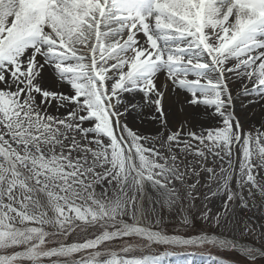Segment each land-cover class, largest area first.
<instances>
[{
	"label": "snow or ice",
	"instance_id": "snow-or-ice-1",
	"mask_svg": "<svg viewBox=\"0 0 264 264\" xmlns=\"http://www.w3.org/2000/svg\"><path fill=\"white\" fill-rule=\"evenodd\" d=\"M234 89L264 112V0H0V264H162L203 246L264 260V245L162 227L167 212L235 229L247 210L264 239V124L244 130Z\"/></svg>",
	"mask_w": 264,
	"mask_h": 264
},
{
	"label": "rangeland",
	"instance_id": "rangeland-1",
	"mask_svg": "<svg viewBox=\"0 0 264 264\" xmlns=\"http://www.w3.org/2000/svg\"><path fill=\"white\" fill-rule=\"evenodd\" d=\"M236 91L237 89H234V97H233V109L236 110L237 112L240 111L241 114L243 115V118H241V123L244 125V130L247 132L249 130H254L256 128H259L261 124H264V112L261 110L260 105H255L252 107L250 110H246L241 107V104L244 103L242 97L236 96ZM246 103V101H245ZM258 108H257V107ZM177 110H179V107L177 106ZM195 119V118H194ZM196 121H200L198 119H195ZM219 118L207 120V123H204V126H214L218 123ZM202 122V121H201ZM197 130H199L200 125L198 124ZM203 201H197V206L202 208L203 207ZM220 202L217 201L216 205L209 204L208 206L213 209V212L217 210L219 207ZM165 217H166V222L162 227L165 228V230L169 234H176L177 232L183 234V233H188L192 236H195L197 234H211V233H217V234H223L227 235L230 233V229H218L212 224H206L203 220L197 216L196 219V227L195 228H181L179 226V217L173 215L171 217L168 216L167 212H165ZM250 213H247V210H245L244 213H240L239 210L237 212V229L240 234V238L244 240L246 243H249L251 245H255L257 247L264 245V239H257L258 232L257 233H251V232H246L245 231V224L244 222L249 219ZM258 215V213H257ZM253 224L257 223V221L253 220ZM120 243L122 242H117V244H114L113 247L118 248L120 246ZM164 249L161 248H153L151 249L152 254H158L160 251H163ZM173 252L176 253V256L179 257H184L188 259V256H184V254H197V255H202L203 258L201 259V262L203 264H217V261H223L224 264H243V260L234 256L233 253L229 252H220L219 250L217 252L213 251L210 248H188V249H169ZM233 252H236L232 250ZM241 257L242 255L238 252ZM186 261L185 259H182ZM190 261V260H188ZM175 263V262H172ZM179 263V260L177 261ZM257 264H264V260H258Z\"/></svg>",
	"mask_w": 264,
	"mask_h": 264
},
{
	"label": "bare ground",
	"instance_id": "bare-ground-1",
	"mask_svg": "<svg viewBox=\"0 0 264 264\" xmlns=\"http://www.w3.org/2000/svg\"><path fill=\"white\" fill-rule=\"evenodd\" d=\"M161 79H163V77ZM172 99H173V102L175 103L177 98L175 97V95H173ZM177 106L180 107L179 104H177ZM233 111H234L235 115L237 116V118H239V119L243 118V115L241 114L240 111L237 112L234 109H233ZM133 115H135V114H133ZM179 115H180L181 118L183 117V113H179ZM192 118L198 119V120H200V121H202L204 123H207V120L214 119V118H210L208 114H205L203 112V110H201L199 113H194ZM130 123L136 125L141 131L145 132V134L150 133L151 130L156 127V125L151 124L150 122H148L146 120L142 123L141 122V119L138 118V117L136 119H134V120H130ZM212 235H215V234H212ZM223 237L224 238H228V239L235 240L238 244L242 245L241 243H239L236 240V238H235V236L233 234L232 235L228 234V235L223 236Z\"/></svg>",
	"mask_w": 264,
	"mask_h": 264
}]
</instances>
